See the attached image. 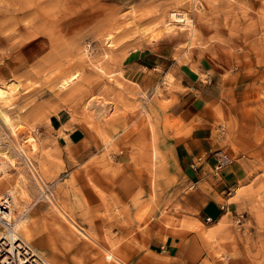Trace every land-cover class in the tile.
<instances>
[{"label":"rangeland","instance_id":"obj_1","mask_svg":"<svg viewBox=\"0 0 264 264\" xmlns=\"http://www.w3.org/2000/svg\"><path fill=\"white\" fill-rule=\"evenodd\" d=\"M11 1L0 0V86L14 87L1 108L17 133L0 126V195L12 197L20 237L51 264H264V0ZM175 12L187 24H170ZM157 43L171 60L128 61ZM200 84L219 96L201 100L199 118L163 114L174 92ZM52 114L81 140L58 145ZM185 137L198 145L194 162L202 148L225 152L219 172L231 168L234 184L215 185L221 173L208 166L189 183L171 152ZM208 199L216 220L200 214ZM167 236L175 257L146 252Z\"/></svg>","mask_w":264,"mask_h":264},{"label":"crops","instance_id":"obj_2","mask_svg":"<svg viewBox=\"0 0 264 264\" xmlns=\"http://www.w3.org/2000/svg\"><path fill=\"white\" fill-rule=\"evenodd\" d=\"M172 58V49H168L166 45L162 43L145 45L140 48H136L129 53L128 61L130 63H136L141 60H146L149 63L155 62H165ZM168 76V75H167ZM168 77H164L167 80ZM180 86L183 88H188L187 84L182 82ZM157 87V85H156ZM192 90V88H190ZM196 93L193 94L186 90H177L173 93L172 97L166 100L163 106V114L168 119L182 118L183 121H187L190 118H199L203 110V103L201 100H215L219 96V91L214 84H200L196 89ZM68 119L62 117L58 114H52L48 118V124L51 130H53L57 144L60 146L70 147L82 138V132L78 127L68 128ZM172 149V158L180 164L179 166L185 171L188 182L192 185H196L200 181L208 178L207 173L204 172L206 166L209 167L210 173L213 175H218V173H213L212 171V159L210 154L206 156V151L203 149L201 156L196 158L194 162L193 156L198 153V145L188 137L177 138ZM198 160V161H197ZM193 162L198 165L196 169H191L189 164ZM221 173V181L215 185H220V188L234 184L236 176L231 168L223 170ZM191 185V187H193ZM217 196L222 197L221 191L216 193ZM220 206L215 203L212 199H208L200 207V214L204 217L209 218V220H216L220 215ZM175 237L167 236L164 240L151 239L146 247V252L149 255H162L165 257L173 258L175 257L176 250Z\"/></svg>","mask_w":264,"mask_h":264},{"label":"built area","instance_id":"obj_3","mask_svg":"<svg viewBox=\"0 0 264 264\" xmlns=\"http://www.w3.org/2000/svg\"><path fill=\"white\" fill-rule=\"evenodd\" d=\"M213 161V173L219 172L231 163L230 157L221 150L210 153ZM198 161V160H197ZM191 169L198 165L193 162L189 164ZM11 197L8 193L0 195V230L6 234L0 236V264H46L38 252L20 237L8 233L11 216ZM205 220H209L208 217ZM238 223V219L236 220Z\"/></svg>","mask_w":264,"mask_h":264},{"label":"bare ground","instance_id":"obj_4","mask_svg":"<svg viewBox=\"0 0 264 264\" xmlns=\"http://www.w3.org/2000/svg\"><path fill=\"white\" fill-rule=\"evenodd\" d=\"M12 2V1H11ZM12 4L14 5V0L12 2ZM12 5V6H13ZM14 8H12V11L14 9V11H21V12H25L26 10L24 9V5L23 7L21 6V8L19 9H16L15 7L17 6H13ZM39 7V6H38ZM11 10V9H10ZM39 10V9H38ZM12 11H9V12H12ZM4 14V13H3ZM7 14V13H6ZM11 14V13H10ZM14 14V12H13ZM13 17V16H12ZM186 15H184V13H171L170 14V17H169V23L170 24H177V23H186V21H188L186 19ZM184 23V24H185ZM166 24V23H165ZM187 24V23H186ZM189 25V23H188ZM166 26V25H165ZM171 26V25H170ZM169 27V25H168ZM181 28V27H180ZM190 28V27H188ZM168 30V29H167ZM173 30H174V27H173ZM31 35V34H30ZM75 74L73 75H70L68 76L66 79H64L60 84H59V87L62 89L64 88L65 86H67L70 82H72L74 79H75ZM16 83V82H15ZM15 83H10V85H14V86H17V84ZM14 88V87H13ZM13 88H7V87H4V86H0V126L2 128V125L5 126L7 129H10L9 132L11 134V136H14L16 132V123H11L10 122V119L8 118V116L6 115V112L1 108V104H5V103H8L11 96H12V93L14 91ZM4 129V127L2 128ZM4 134H5V131H4ZM6 138V142H7V138L10 140L9 137H6V134H5V137ZM30 140V139H29ZM15 141V140H14ZM27 141V140H26ZM3 142V141H2ZM5 142V141H4ZM32 142H34V140H32ZM9 143V142H7ZM27 143V142H26ZM31 144H34V143H31ZM8 145V144H7ZM10 145V144H9ZM27 146V145H26ZM33 149V148H32ZM1 150V149H0ZM18 152H20V155L21 156H24V159L27 158L26 154L24 153V151L22 150H18ZM26 161H29V160H26ZM30 167V166H29ZM32 173V172H31ZM34 175V174H33ZM33 177V176H32ZM37 178V177H35ZM38 180V179H36ZM40 182V181H39ZM38 183V182H37ZM5 193V192H3ZM2 193V194H3ZM9 196L11 197V195L9 194ZM49 198V197H48ZM50 199V198H49ZM51 200V199H50ZM51 204L53 205V207L56 209V211L63 217V219L65 220V222L72 228L73 232L77 235H79L85 242H91L92 244H97L96 241L93 239V237L87 232L85 231V229L81 228L79 225H77L75 223V221L71 218V216H69L68 214H66L60 207L59 205L54 201V199L51 200ZM11 204H12V197H11ZM11 208H12V205H11ZM19 224L20 222L19 221H14V216H13V209L11 211V216H10V222L8 224L9 226V229H8V233H13L15 234L16 236L20 237V235L17 233V229L19 227ZM6 234V232H3L0 230V236L1 235H4ZM21 238V237H20ZM22 239V238H21ZM25 241V240H24ZM26 242V241H25ZM107 252V251H105ZM115 262L117 261L118 264H124V262L121 260V259H118L116 257H113ZM112 258V259H113ZM43 261L46 263V264H51L49 263L48 261H46L43 257H42ZM111 261V260H110Z\"/></svg>","mask_w":264,"mask_h":264}]
</instances>
